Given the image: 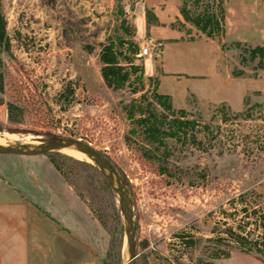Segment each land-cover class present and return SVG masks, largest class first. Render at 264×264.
<instances>
[{"label": "rangeland", "instance_id": "obj_1", "mask_svg": "<svg viewBox=\"0 0 264 264\" xmlns=\"http://www.w3.org/2000/svg\"><path fill=\"white\" fill-rule=\"evenodd\" d=\"M186 1L193 6L195 0ZM220 1L224 0L200 3ZM183 2L1 0L11 45L0 51L5 81L0 91V137L4 144L74 137L99 150L115 168L129 198L134 264H264L263 254L245 251L236 243H231L229 255L224 251L226 242H235L224 228L239 230L250 218L252 205L264 202L258 193L264 191V91H260L264 79L251 84L259 91L243 95L247 81L228 77L224 67L218 74L212 71L211 61L218 56L204 54L197 45L165 39L201 34L181 13ZM147 8L152 21L156 22L155 14L159 20L149 28ZM123 23L135 28L140 41L137 60L144 62L146 88L153 89L150 76L158 78L159 91L169 93L176 108L200 118L202 148L185 137L167 139L170 153L164 171L157 157L142 152L161 154L164 146L154 149L141 130L131 131L123 104L134 94L128 88L109 87L101 74L100 42L124 32ZM160 37L163 47L161 40L158 48L142 53L145 44L157 43ZM231 46L235 57L241 61L244 52V65L254 67L257 61L250 60L245 45ZM224 100L232 105L230 112L221 111L222 119L212 120L213 107H222ZM247 101L245 114L235 115ZM205 122L210 129H204ZM49 152H61L54 153L61 170ZM49 152H0V199L21 194L47 215L57 216L55 222L68 232L90 241L89 234L94 236L105 263L131 264L127 221L107 174L94 158ZM66 202L74 203L70 205L75 209H68ZM247 226L249 236L260 234L252 230L254 222ZM180 233L193 238V245L185 246ZM209 236H221L224 244L214 246Z\"/></svg>", "mask_w": 264, "mask_h": 264}, {"label": "trees", "instance_id": "obj_2", "mask_svg": "<svg viewBox=\"0 0 264 264\" xmlns=\"http://www.w3.org/2000/svg\"><path fill=\"white\" fill-rule=\"evenodd\" d=\"M181 13L184 18L194 24L201 32L208 37H223L225 34V0L220 1L217 5L213 3L201 4L200 0H195L193 6L184 0L181 8ZM151 9L146 10V27L149 28L153 23H157L158 16L155 14L156 22H153L149 14ZM124 32L109 35L106 40L100 42L99 59L101 61V74L105 83L114 90L128 88L131 94H134L129 102L123 104L128 118L131 120V131L138 132L141 130L142 135L147 143L154 149H159L164 146L161 154H150L148 151L142 152L146 155L157 157L161 161V168L165 170L167 156L170 153V146L167 139L174 138L181 140L187 138L190 142L198 148H202L203 140L199 136L200 118L194 116L193 111L185 108H176L173 105L172 97L169 93L160 92L157 90L159 82L158 78L149 77L150 81L154 79L153 89L146 88L145 68L144 62L138 61L140 56V41L135 38V28L131 25L126 26ZM189 39H194V36H189ZM238 47L245 45L249 51L250 60L257 62L254 68L263 67L264 65V44L250 45L236 40L233 42ZM11 45V39L7 28V18L4 13L1 0H0V51L8 50ZM244 51V50H242ZM241 62L247 64V58L244 52H241ZM233 73L235 75H242L245 69L242 67L234 66ZM5 81L4 72L0 70V91H4ZM139 96L135 94L139 93ZM151 93V94H150ZM255 105L262 106V102H256ZM221 106L213 107L212 120L217 118L222 119L218 113L224 111L226 114L230 112V107L225 102H221ZM162 107V108H160ZM250 107L247 101L246 108L243 110H236L235 115L245 114V110ZM191 115V116H190ZM228 116H226L227 118ZM204 129H210V123L203 124ZM129 137V134L126 136ZM54 153L49 152L51 161L54 163L58 170H61L60 163L54 157ZM157 153V152H156ZM163 154V156H162ZM62 155H66L63 154ZM163 161V162H162ZM165 161V162H164ZM259 194L264 195V191H259ZM244 210L248 211V204L245 202ZM248 220L244 225L240 226L237 230L234 227H225L224 230L228 233L230 239L235 242H226L228 248L224 250L229 255V248L231 243H236L245 251H255L264 255V202L261 200L252 205L251 212H248ZM254 222L252 230L258 229L260 234L258 236H249L250 229L248 224ZM182 237V242L185 246L193 245V238L187 234H179ZM224 237V236H222ZM232 237V238H231ZM225 238V237H224ZM208 241L214 243V246L219 247L222 243L221 236H209ZM224 249V248H223ZM106 264H109L106 260Z\"/></svg>", "mask_w": 264, "mask_h": 264}, {"label": "crops", "instance_id": "obj_3", "mask_svg": "<svg viewBox=\"0 0 264 264\" xmlns=\"http://www.w3.org/2000/svg\"><path fill=\"white\" fill-rule=\"evenodd\" d=\"M225 10V34L221 38L203 33L194 39L184 34L164 38L175 44L197 45L202 47L204 54L213 58L218 56L210 65L214 74L224 67L228 77H239L248 82L243 95L249 91L257 92L259 89L253 87L254 81L264 79V65L255 69L242 64L234 56L236 51L231 44L236 40L250 45L264 44V0H225ZM159 39L163 41L162 37ZM234 66L244 68L245 73L235 75ZM158 88L159 82V91ZM228 105L232 107L230 103ZM66 204H69L68 209H75L74 203ZM55 218L58 219L47 215L39 204H33L21 194L0 199V264H106L94 236L89 234L90 241L88 237L68 232L55 222ZM78 225L80 227V223Z\"/></svg>", "mask_w": 264, "mask_h": 264}, {"label": "water", "instance_id": "obj_4", "mask_svg": "<svg viewBox=\"0 0 264 264\" xmlns=\"http://www.w3.org/2000/svg\"><path fill=\"white\" fill-rule=\"evenodd\" d=\"M88 153L92 158L96 160L98 165L104 170L110 179L113 187L120 196L122 203V210L127 221V235H128V251L129 257L131 259V264H134V259L136 257L135 253V236H134V218L132 209L129 204V198L125 186L117 174L115 168L103 157L101 152L93 147L88 142L74 137H60L48 142H19L17 144H1L0 152H16L24 154H37L45 153L54 150H60L64 146H71ZM109 170V172L107 171Z\"/></svg>", "mask_w": 264, "mask_h": 264}, {"label": "bare ground", "instance_id": "obj_5", "mask_svg": "<svg viewBox=\"0 0 264 264\" xmlns=\"http://www.w3.org/2000/svg\"><path fill=\"white\" fill-rule=\"evenodd\" d=\"M4 142H5L4 139L2 137H0V143L4 144ZM24 142H26V141H24ZM60 150H62L65 153H68L70 155H73L75 157H78V158H83V159H87V160L92 159V157L88 153L74 147L73 145L64 146V147L60 148Z\"/></svg>", "mask_w": 264, "mask_h": 264}, {"label": "built area", "instance_id": "obj_6", "mask_svg": "<svg viewBox=\"0 0 264 264\" xmlns=\"http://www.w3.org/2000/svg\"><path fill=\"white\" fill-rule=\"evenodd\" d=\"M162 44V41H158L157 43H153L152 45L150 44H145L142 48V53L143 54H147L150 52L151 48L154 47V48H158L159 45Z\"/></svg>", "mask_w": 264, "mask_h": 264}]
</instances>
